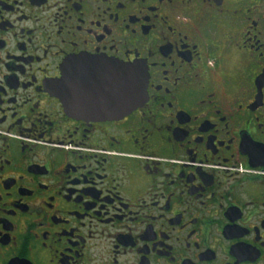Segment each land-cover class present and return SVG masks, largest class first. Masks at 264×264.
<instances>
[{"label":"flooded vegetation","instance_id":"1","mask_svg":"<svg viewBox=\"0 0 264 264\" xmlns=\"http://www.w3.org/2000/svg\"><path fill=\"white\" fill-rule=\"evenodd\" d=\"M0 264H264V0H0Z\"/></svg>","mask_w":264,"mask_h":264},{"label":"water","instance_id":"2","mask_svg":"<svg viewBox=\"0 0 264 264\" xmlns=\"http://www.w3.org/2000/svg\"><path fill=\"white\" fill-rule=\"evenodd\" d=\"M132 68H128L126 66H122V77H123V87L124 89V98L121 101V108H122V112H126L129 111L130 108L135 105L136 103H140L141 101H143L145 97V92L139 89V85H135L134 87L135 89L132 87V85L130 84V82L128 81L129 78L131 77V73H132ZM104 105L108 106L107 102L103 103ZM112 104V101L110 103V105Z\"/></svg>","mask_w":264,"mask_h":264}]
</instances>
